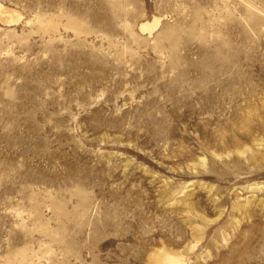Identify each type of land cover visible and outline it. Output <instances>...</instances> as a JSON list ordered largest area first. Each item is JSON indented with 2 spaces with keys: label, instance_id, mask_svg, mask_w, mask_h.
I'll return each instance as SVG.
<instances>
[{
  "label": "rangeland",
  "instance_id": "rangeland-1",
  "mask_svg": "<svg viewBox=\"0 0 264 264\" xmlns=\"http://www.w3.org/2000/svg\"><path fill=\"white\" fill-rule=\"evenodd\" d=\"M0 4V264H264V0Z\"/></svg>",
  "mask_w": 264,
  "mask_h": 264
},
{
  "label": "bare ground",
  "instance_id": "bare-ground-1",
  "mask_svg": "<svg viewBox=\"0 0 264 264\" xmlns=\"http://www.w3.org/2000/svg\"><path fill=\"white\" fill-rule=\"evenodd\" d=\"M18 12L11 9V8H8L6 7L5 5L3 4H0V20H2L3 22L5 23H9L10 22H13L14 20H16V17L15 15H18L17 14ZM156 23L159 22V20L155 21ZM149 26H148V23H142L141 24V29H147ZM166 258L169 260V262L171 261H174L176 259V256L174 255H167L166 254ZM166 260V259H165Z\"/></svg>",
  "mask_w": 264,
  "mask_h": 264
}]
</instances>
